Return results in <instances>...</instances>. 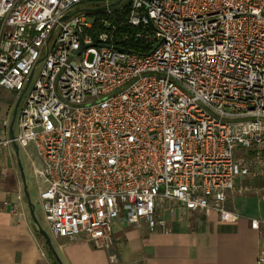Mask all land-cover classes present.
I'll return each instance as SVG.
<instances>
[{"label": "built area", "instance_id": "obj_1", "mask_svg": "<svg viewBox=\"0 0 264 264\" xmlns=\"http://www.w3.org/2000/svg\"><path fill=\"white\" fill-rule=\"evenodd\" d=\"M83 1L0 0V88L23 99L0 151L33 148L51 234L102 248L120 216L233 217L236 181L264 173V0H100L97 23Z\"/></svg>", "mask_w": 264, "mask_h": 264}, {"label": "crops", "instance_id": "obj_2", "mask_svg": "<svg viewBox=\"0 0 264 264\" xmlns=\"http://www.w3.org/2000/svg\"><path fill=\"white\" fill-rule=\"evenodd\" d=\"M15 105L0 108L1 138L17 130L15 120L11 125ZM4 120L7 128L2 127ZM18 148L0 151V264H264V173L236 181V189L244 191L228 199L233 217L226 221L213 209L189 211L185 218L165 209V232L152 231L145 222L140 227L126 223L120 216L110 224L108 247H96L82 235L72 241L51 234L57 242V251H51L37 220L46 219L41 205L31 213L32 204H40L38 193L44 186L36 176L40 162L30 148H21L31 170L28 175ZM34 185L36 196L31 197ZM252 220L259 221L257 228L251 227Z\"/></svg>", "mask_w": 264, "mask_h": 264}, {"label": "rangeland", "instance_id": "obj_3", "mask_svg": "<svg viewBox=\"0 0 264 264\" xmlns=\"http://www.w3.org/2000/svg\"><path fill=\"white\" fill-rule=\"evenodd\" d=\"M113 1L114 0H111L110 3H112ZM101 6H103V2L100 1V0H85V1H83L82 3H80L77 6V9L85 10V9H90V8H95V7H101ZM89 19H90V17H89ZM91 59H92V57L89 56L88 57V60L91 61ZM36 75H37V72L34 74L33 79L36 77ZM19 96H20V94H18V93L16 94L15 91L13 92V91H9V90H6V89L1 88L0 89V108L3 109V106H6V104H13V105H15V103L17 102ZM22 100L23 99L21 98L18 107L20 106ZM2 136L3 135L0 133V138ZM30 149L33 152V148H30ZM33 156H34V154H33ZM18 158H19V160L21 162V166L23 168H25V170L27 168L29 169L28 163L25 160L24 152H23V150L21 148H18ZM30 173H31V170L29 169L28 172H27V174L29 175ZM25 177H27V175H25ZM26 181L28 182V179L27 178H26ZM32 181H33V176H30V178H29L30 184L32 183ZM33 187H32L33 190L30 193L31 197H35L36 196V191H35L36 186L34 185ZM34 206L36 207V211H38V209L41 207L40 204H34ZM37 220H38V222L40 224L41 230L45 233L44 234L41 231L42 236L46 240V246H47V248H49L51 251L52 250L57 251V242H56V239L54 237H52V235H51L50 227H49V224H48L47 217L44 220L43 219V216L42 217L37 216ZM47 239H49V241H47Z\"/></svg>", "mask_w": 264, "mask_h": 264}, {"label": "trees", "instance_id": "obj_4", "mask_svg": "<svg viewBox=\"0 0 264 264\" xmlns=\"http://www.w3.org/2000/svg\"><path fill=\"white\" fill-rule=\"evenodd\" d=\"M127 12H128V7H123L120 10L114 11L113 15L111 16H116L119 19L125 18L127 15ZM90 16L93 20V23H97V21L99 20L100 17L103 16V14L101 13V11H96L94 13H90ZM134 31L135 29H130V28L118 25V34L122 32L127 33V38L125 42L123 43V46H124L123 48L130 50V51H138L142 53L149 51L150 48L153 46V43L151 45V42L146 40L144 37L135 38V36L133 35ZM146 31L150 32V28L148 27Z\"/></svg>", "mask_w": 264, "mask_h": 264}, {"label": "water", "instance_id": "obj_5", "mask_svg": "<svg viewBox=\"0 0 264 264\" xmlns=\"http://www.w3.org/2000/svg\"><path fill=\"white\" fill-rule=\"evenodd\" d=\"M120 0H118L117 2H114V3H110L109 4V6H111V5H115L116 3H118ZM106 7V5H103V6H101V7H95V8H90V9H85V11H87V12H92V11H100V10H103L104 8ZM144 14L146 15V17H147V9H146V7H144ZM147 23H148V25L153 29L154 28V25H153V23L151 22V20L147 17ZM79 52V50L76 52V53H78ZM20 100H21V96L19 97V99H18V101H17V103H16V105H15V109H14V115H13V118H12V123H11V125H13V123H14V120H15V118H16V114H17V110H18V104H19V102H20ZM33 207H34V204H32V215H34V211H33ZM42 231V230H41ZM43 232V231H42ZM44 233V232H43ZM45 234V233H44ZM47 241H49V239H47Z\"/></svg>", "mask_w": 264, "mask_h": 264}]
</instances>
